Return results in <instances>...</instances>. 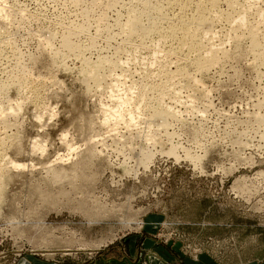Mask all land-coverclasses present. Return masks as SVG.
<instances>
[{"label":"rangeland","instance_id":"obj_1","mask_svg":"<svg viewBox=\"0 0 264 264\" xmlns=\"http://www.w3.org/2000/svg\"><path fill=\"white\" fill-rule=\"evenodd\" d=\"M164 2L0 0V80L20 85L0 104L24 101L0 121L1 164L26 165L0 204V264H264V0L246 25L209 26L225 60L188 80L172 68V81L151 50H132L139 25L124 33L131 9L146 23ZM66 36L119 67L85 81ZM50 165L68 173L54 180Z\"/></svg>","mask_w":264,"mask_h":264},{"label":"bare ground","instance_id":"obj_2","mask_svg":"<svg viewBox=\"0 0 264 264\" xmlns=\"http://www.w3.org/2000/svg\"><path fill=\"white\" fill-rule=\"evenodd\" d=\"M222 1L223 0H165V2L162 5L158 4L154 7L155 10L154 13H157V15L147 16V19H145L147 21L146 23H143L144 21H141L142 19H140L138 16L140 13L143 14L146 13L145 10L138 11L137 9L136 10L129 9L131 16L127 21L128 24L124 31L125 36L126 38H132L133 37L132 35L135 33V24H138L143 34H141L142 37L140 38L139 45L136 48L133 47L132 50L133 51H138V50L140 51L141 49L151 50L150 54L153 60L150 61V66L151 67L154 66V62L158 61L160 58L159 63L161 64V66L157 70L160 69L164 70L163 73L167 81H172V78L170 77L171 73L174 72L172 71V68H175L176 69L175 71L180 73V75L182 76V80H188L186 76L189 75L190 67L191 68L193 67V69H197L203 74L208 68L211 67V65L221 63V61L225 60V58H227L228 56V52L225 47L223 48L214 47L211 37L212 29L209 26L216 25V23L218 24V22L224 21L225 19L228 20V22H232V21L237 22V27L246 25L247 18L245 17V15L247 14V10L252 9V7L258 5L257 2L258 0H246L248 3H250L249 6H242L240 4L241 3L240 0H224L225 2L224 1L223 2L226 3V5H228L229 9L227 11H224L225 9L224 10L222 9L223 10L222 11L220 8L221 5L220 3H222ZM257 11L262 12V10L259 7L257 8ZM251 32H253L252 29ZM253 33L256 34V32ZM149 34H154L155 36L158 37L155 46L153 45L148 46L146 44V38H147L146 35ZM64 38L65 39H63L61 43L62 48L63 49L67 48L70 52L77 53L78 57L82 61L81 62L82 65L80 64L82 67V71L80 74H83L84 80L87 79L89 81H92L93 83L95 82L102 83L104 69H106L107 67H112V68L119 67L118 62L110 60L106 56H99L95 61H92L90 58H88L85 55L84 50L87 49V47H89L88 49H90V47H94L95 43L93 41H89V44L85 45L79 43L78 40L76 42L75 41L72 42L69 38H67V36ZM166 40L171 42V45L169 46L167 51L162 52L161 50H159L161 48L158 47L157 43ZM253 44H255L254 40H252V45ZM58 51L57 50L54 51L56 52L55 56L61 55V53ZM135 59L136 57H134V60ZM23 75L24 73H22V76ZM119 78H121V76L116 77L115 80H117V82H120ZM8 81H9L8 83H5L7 81L2 82L0 80L1 95H5L7 93L10 85L12 84L16 85L17 83L15 82H19V78L17 76H14L11 81L10 79ZM17 85L20 86L19 84ZM155 88L157 89V85H155V87H153L151 90ZM174 92H178V91H174ZM130 95H132V91H130ZM145 97H146L145 94L141 95V98H145ZM118 100L122 101V99L120 98H118ZM127 101L130 100L129 99L123 100L122 106L118 105L119 106L118 110L117 107L116 109H111V110H116L115 112H113L116 118H119L120 120L125 118L126 115L125 108L127 107L123 108V106ZM8 103H9L8 106H6L7 104L5 105V102L4 104H0V121L5 122L4 123L5 125H9L7 122L10 119L9 116L12 115L11 112H7V111L9 109L19 111L21 109V106H24V101L20 105L17 103L13 105L10 103V101ZM104 119H106V117H104ZM134 119L135 116L130 118V121H132L133 123ZM105 122L108 123V119H106L104 123ZM8 135L9 134L4 133L3 137L0 136V204L4 200L3 194L4 191L7 189L8 186L7 184L9 183V180H11V178H9L11 172L13 171V169L20 168L23 166L16 163L12 159L8 163L1 164V161H5L7 159V154H5L4 152V145L7 142L5 141V139L10 138ZM61 139L66 140V136L62 135ZM148 155L149 157H152L153 153L148 152ZM59 159H63V156H60ZM11 163L12 165L8 166V164ZM25 166L26 165H24L23 167ZM52 166L51 165L48 166L47 169L49 173H51V176L54 180L66 176L65 174L68 173V170L65 171L55 170L54 169L55 166L53 168ZM76 166H77L76 164L70 163L69 167L68 166L67 167L68 169L70 168L71 171H73Z\"/></svg>","mask_w":264,"mask_h":264}]
</instances>
